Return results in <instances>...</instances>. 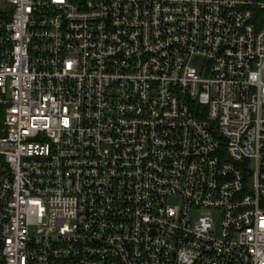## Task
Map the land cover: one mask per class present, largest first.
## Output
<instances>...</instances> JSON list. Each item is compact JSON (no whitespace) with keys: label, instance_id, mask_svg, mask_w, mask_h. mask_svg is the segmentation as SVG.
I'll return each instance as SVG.
<instances>
[{"label":"built area","instance_id":"obj_1","mask_svg":"<svg viewBox=\"0 0 264 264\" xmlns=\"http://www.w3.org/2000/svg\"><path fill=\"white\" fill-rule=\"evenodd\" d=\"M256 9L0 0V264H264Z\"/></svg>","mask_w":264,"mask_h":264},{"label":"trees","instance_id":"obj_2","mask_svg":"<svg viewBox=\"0 0 264 264\" xmlns=\"http://www.w3.org/2000/svg\"><path fill=\"white\" fill-rule=\"evenodd\" d=\"M254 22L259 29L264 28V9H256L254 14Z\"/></svg>","mask_w":264,"mask_h":264},{"label":"rangeland","instance_id":"obj_3","mask_svg":"<svg viewBox=\"0 0 264 264\" xmlns=\"http://www.w3.org/2000/svg\"><path fill=\"white\" fill-rule=\"evenodd\" d=\"M207 214H211V215L215 216V217H216V222H217V224H218V225L221 224V219H220V217L218 216L217 213H215V212L212 211V210H205V209L200 210V211H198V212L195 213V217H200V216L207 215Z\"/></svg>","mask_w":264,"mask_h":264}]
</instances>
